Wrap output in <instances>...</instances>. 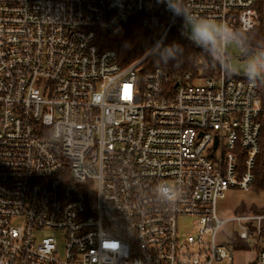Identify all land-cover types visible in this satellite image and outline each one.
Segmentation results:
<instances>
[{
  "label": "built area",
  "instance_id": "built-area-1",
  "mask_svg": "<svg viewBox=\"0 0 264 264\" xmlns=\"http://www.w3.org/2000/svg\"><path fill=\"white\" fill-rule=\"evenodd\" d=\"M185 4L239 35L264 21V0ZM155 10L161 37L182 26L156 0H0V264H235L234 241L260 242L264 214L216 211L255 180L260 80L233 74L222 43L211 77L100 48L99 30ZM230 221L243 230L219 243Z\"/></svg>",
  "mask_w": 264,
  "mask_h": 264
},
{
  "label": "trees",
  "instance_id": "trees-1",
  "mask_svg": "<svg viewBox=\"0 0 264 264\" xmlns=\"http://www.w3.org/2000/svg\"><path fill=\"white\" fill-rule=\"evenodd\" d=\"M147 22V23H145ZM166 27V15L160 10L144 13L136 16L124 25L108 30H99L97 43L102 50L112 49L118 53V61L121 65H129L142 58L152 48V45L161 37ZM248 45L253 48L264 47V28L240 35ZM176 42L183 48V56L178 64L163 65L158 63L152 56H148L143 63V74L154 68L160 67L179 73H192L195 77H211L219 68L217 53L209 54L197 47L189 39L182 26L173 27L166 36L165 43ZM215 56V59H213ZM260 96L264 104V80L258 82ZM255 180L251 188L264 190V148L262 147L257 156L255 166ZM250 188V189H251ZM264 234V233H263ZM234 245L242 246L240 240L234 241Z\"/></svg>",
  "mask_w": 264,
  "mask_h": 264
},
{
  "label": "clouds",
  "instance_id": "clouds-1",
  "mask_svg": "<svg viewBox=\"0 0 264 264\" xmlns=\"http://www.w3.org/2000/svg\"><path fill=\"white\" fill-rule=\"evenodd\" d=\"M158 5H163L171 14L173 21L181 20L182 27L187 32L188 38L209 54H218V44H223L225 55H228L230 48H235L240 53L248 51V41L239 35L238 30L231 29L228 25L219 24L214 21L201 19L193 15L185 0H156ZM247 36V30L244 31ZM166 37L157 40L148 55L152 56L158 63L163 65L178 64L183 56V48L176 42L165 43ZM215 59V56H213ZM241 69L249 81L264 80V47L252 51V54L242 65L233 64L231 71L239 74Z\"/></svg>",
  "mask_w": 264,
  "mask_h": 264
},
{
  "label": "rangeland",
  "instance_id": "rangeland-1",
  "mask_svg": "<svg viewBox=\"0 0 264 264\" xmlns=\"http://www.w3.org/2000/svg\"><path fill=\"white\" fill-rule=\"evenodd\" d=\"M261 26L264 28V21L259 27ZM188 35H190V30L186 32L187 37ZM220 45L221 44H218L217 47ZM257 50H259V48H257ZM228 52L229 54L227 59L230 69L232 68L233 64L242 65L250 56L249 55L246 58H241L242 53L237 51L235 48H230ZM239 74H243L242 69ZM216 211L218 216L223 219L242 214H264V190H258L254 188L243 190L239 187H230L228 190H226L224 197L218 199L216 203ZM242 230V225L238 221H230L220 230L217 236V241L219 243L229 244L232 237L234 235H239ZM192 232L193 229L190 225V219L181 220L180 235L182 237H187V235ZM50 235L58 237L60 245H64L63 238L55 231H43L38 234V238H43ZM240 243L242 246H238L237 244H233L232 246L235 264L246 263L256 258L258 247L264 248V234L262 235L260 242H258L255 236H252L249 241L246 242L244 240H240Z\"/></svg>",
  "mask_w": 264,
  "mask_h": 264
}]
</instances>
